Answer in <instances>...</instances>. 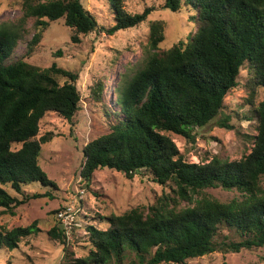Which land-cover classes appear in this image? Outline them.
<instances>
[{
    "label": "trees",
    "instance_id": "obj_1",
    "mask_svg": "<svg viewBox=\"0 0 264 264\" xmlns=\"http://www.w3.org/2000/svg\"><path fill=\"white\" fill-rule=\"evenodd\" d=\"M123 1L109 0L114 12L109 27L99 26L81 0H19L20 15L0 21V207L4 210L12 212L30 198L46 195L18 198L5 186L18 194L22 185L33 181L55 186L38 163L41 144L55 135L48 131L38 137L39 123L49 111L71 120L81 99L77 73L56 62L43 68L22 57L9 61L16 46L25 42L29 55L49 22L59 18L71 31L70 40L78 43L82 35L99 28L114 34L137 26L156 9L128 13ZM184 6L194 11L189 18L194 27L168 48L160 47L165 38L163 21L149 22L142 57L112 89L118 105L111 111L114 119L105 132L85 143L79 170L85 186L96 169L119 171L128 179L147 170L151 180L167 190L147 211L136 206L110 213L104 217L109 223L105 229L88 225L93 248L83 257L68 251L65 264H121L129 254L137 258L136 264H186L214 251L264 246V0H164L162 4L172 11ZM30 26L34 31L26 40ZM244 62L252 68L250 97L263 89L253 110L257 133L250 152L235 160L213 156L208 161H188L172 135L195 142L196 128L222 111L224 97L237 85ZM101 91L98 87L92 93L102 102ZM228 120L226 116L218 125L233 129ZM208 188L237 195L220 201L203 193ZM59 209L47 234L65 247L69 242L56 218ZM36 230L35 224L10 229L0 225V247L14 249Z\"/></svg>",
    "mask_w": 264,
    "mask_h": 264
},
{
    "label": "rangeland",
    "instance_id": "obj_2",
    "mask_svg": "<svg viewBox=\"0 0 264 264\" xmlns=\"http://www.w3.org/2000/svg\"><path fill=\"white\" fill-rule=\"evenodd\" d=\"M19 0H0V21L15 19L20 15ZM164 0H124L122 7L128 13L141 12L145 7H155L147 19L137 26L117 30L107 34L101 28L81 36V41L70 40V29L61 18L52 20L43 30L39 43L30 54L25 53V42H19L12 57H22L31 64L48 67L52 62L77 73L76 86L80 91V109L67 120L56 112L44 114L39 123L37 136L48 131L55 135L50 141L41 144L38 163L47 177L55 182L43 185L33 181L22 185V193L13 192L21 198L24 194L45 193L16 206L12 212L0 207V225L10 229L15 226L35 224L33 234L23 237L18 247H0V264H65V256L72 251L74 257H83L93 248L89 241L87 226L105 229L110 213L121 214L139 206L147 211L156 203L167 188L151 180L147 170L138 171L131 179L122 172L108 168L96 169L88 186L80 180L79 170L84 160L83 147L89 140L107 130L108 121H113L111 111L118 109L113 87L124 73H132L143 55L146 37L151 20H161L165 38L161 48H168L179 39H185L194 27L189 19L194 13L187 6L180 11L162 8ZM85 9L91 12L99 26L109 27L113 23L114 12L109 0H81ZM191 13V14H190ZM26 40L30 39L33 27ZM60 51V52H59ZM252 68L248 62L242 65L237 85L230 89L223 100V109L208 124L196 128L195 142L172 135V139L190 162L208 161L216 156L224 160H235L250 152L253 137L256 135L254 106L263 97V89L258 88L252 98ZM99 85V86H98ZM102 88V102L94 97L92 90ZM251 99V101H249ZM109 109L104 111L103 104ZM229 116L233 129L218 125V121ZM81 183V184H80ZM262 185L264 186V180ZM78 193L81 197L74 198ZM204 194L227 201L237 195L235 191L221 188H208ZM79 200V204L75 202ZM73 201L78 207L75 212L74 231L70 243L64 245L50 237L47 231L55 223V210ZM184 204V203H182ZM227 231L224 230V233ZM137 263V258L129 254L121 264ZM109 264H116L114 261ZM172 264V263H160ZM186 264H264V246L241 249L239 252L214 251L201 257L191 258Z\"/></svg>",
    "mask_w": 264,
    "mask_h": 264
},
{
    "label": "built area",
    "instance_id": "obj_3",
    "mask_svg": "<svg viewBox=\"0 0 264 264\" xmlns=\"http://www.w3.org/2000/svg\"><path fill=\"white\" fill-rule=\"evenodd\" d=\"M81 197V194L78 193L74 198ZM76 203H80L79 200L75 199ZM78 209L73 201H70L68 204L63 205L56 213V218L60 227L65 233L66 240L70 243V239L73 236L75 212Z\"/></svg>",
    "mask_w": 264,
    "mask_h": 264
}]
</instances>
